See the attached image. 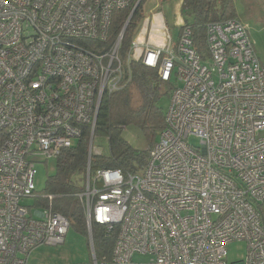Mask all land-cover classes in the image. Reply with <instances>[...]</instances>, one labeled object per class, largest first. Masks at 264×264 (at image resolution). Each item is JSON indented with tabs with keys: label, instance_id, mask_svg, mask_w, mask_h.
Listing matches in <instances>:
<instances>
[{
	"label": "built area",
	"instance_id": "1",
	"mask_svg": "<svg viewBox=\"0 0 264 264\" xmlns=\"http://www.w3.org/2000/svg\"><path fill=\"white\" fill-rule=\"evenodd\" d=\"M131 2L0 0V264H26L35 247L64 242L69 219L52 197L33 212L22 199H40L35 163L74 146L84 125L86 175L74 196L94 264H228L231 242L246 252L230 264H264V65L247 26L236 17L206 23L204 58L188 25L173 41L155 13L125 62L122 36L104 43L113 11ZM131 60L175 83L165 128L141 170L91 173L101 99L128 84ZM92 223L114 237L108 260L95 256Z\"/></svg>",
	"mask_w": 264,
	"mask_h": 264
},
{
	"label": "trees",
	"instance_id": "2",
	"mask_svg": "<svg viewBox=\"0 0 264 264\" xmlns=\"http://www.w3.org/2000/svg\"><path fill=\"white\" fill-rule=\"evenodd\" d=\"M136 2L137 0H132L126 7L113 11L108 40L104 43L105 46L111 45L125 26L119 47V56L125 62L131 42L145 18V0H140L133 10ZM180 12L185 17L184 25H188L191 29L196 51L204 58L207 53L206 23L235 17L232 0H182ZM186 17H189L190 20H187ZM128 18L129 21L126 24ZM128 70L125 77H129V82L140 92L142 104L137 109L131 107L128 85L110 95H103L93 134L106 138L108 152L91 155V173L98 168H120L127 172L141 168L145 164L147 150L139 151L130 146L122 137L123 126L135 125L140 128L147 139V147L152 146L156 135L165 128L164 113L156 101L161 83L156 70L135 60L128 63ZM166 84L169 85L167 86L169 94L174 83ZM89 141L90 126L84 125L75 145L60 151L55 157L54 171L47 175L43 190L45 196L52 197V210L65 215L69 219V226H73L85 234H88V231L84 209L74 193L84 188ZM42 196L37 200L40 203L47 201ZM91 236L97 260H108L111 256L114 237H106L103 234V227L95 223L91 225Z\"/></svg>",
	"mask_w": 264,
	"mask_h": 264
},
{
	"label": "rangeland",
	"instance_id": "3",
	"mask_svg": "<svg viewBox=\"0 0 264 264\" xmlns=\"http://www.w3.org/2000/svg\"><path fill=\"white\" fill-rule=\"evenodd\" d=\"M235 17L241 20L248 28L249 38L254 45L256 54L264 65V0H232ZM179 0H145L144 15L150 18L157 10H162L167 20L170 35L175 41L180 28V18L177 11ZM179 9V8H178ZM183 24L185 17L181 15ZM190 20L189 17H186ZM182 24V25H183ZM181 25V26H182ZM174 82V77H172ZM175 84V83H174ZM130 91V105L137 109L142 104V97L138 89L129 82L127 84ZM168 84L161 82L157 92V104L160 110L165 113L169 105V94L167 93ZM126 127V126H125ZM123 129V128H122ZM158 135H156L155 139ZM125 141L136 150H148L147 139L143 131L135 125H128L122 132ZM153 145V144H152ZM92 147L102 154L108 152L106 138L101 135L93 137ZM55 167V158L35 163L34 184L38 195H44L45 180L47 175L52 174ZM141 168H138L141 170ZM35 197L24 198L22 203L29 208L31 212L41 208ZM264 209V204H263ZM246 252L244 242H231L226 245V260L228 264L243 258ZM137 258V257H136ZM146 259L147 257H138ZM26 264H94L92 247L89 234L70 226L65 236L64 242L59 245H39L29 254Z\"/></svg>",
	"mask_w": 264,
	"mask_h": 264
},
{
	"label": "crops",
	"instance_id": "4",
	"mask_svg": "<svg viewBox=\"0 0 264 264\" xmlns=\"http://www.w3.org/2000/svg\"><path fill=\"white\" fill-rule=\"evenodd\" d=\"M181 5H182V0H179V2L177 3V7L179 8H177V11H178V14H179V18H180V21H179V23H180V27H181V25L183 24V20H182V17L180 16V9H181ZM154 14V13H153ZM155 15H161L162 16V18H163V21H164V23L166 24V26H167V28H168V25H167V20H166V17L164 16V14H163V12H162V10H157V12H156V14ZM146 18H148V16H146ZM145 19V18H144ZM168 30H169V28H168ZM179 32H180V28H179V31H178V34H177V36L179 35ZM169 33H170V31H169ZM177 38V37H176ZM40 202H38V204H39ZM41 207L44 205H46V202H44V203H40L39 204Z\"/></svg>",
	"mask_w": 264,
	"mask_h": 264
},
{
	"label": "water",
	"instance_id": "5",
	"mask_svg": "<svg viewBox=\"0 0 264 264\" xmlns=\"http://www.w3.org/2000/svg\"><path fill=\"white\" fill-rule=\"evenodd\" d=\"M139 2H140V0H137V2H136V4H135V6H134V8H133V10L135 9V7L139 4ZM133 10H132V12H133ZM132 12L130 13V15H129V18H130V16H131V14H132ZM129 18L127 19V21H126V24H127V22L129 21ZM125 24V25H126ZM124 28H125V26H124ZM124 28H123V30H122V32H121V34H120V36H122V34H123V31H124Z\"/></svg>",
	"mask_w": 264,
	"mask_h": 264
}]
</instances>
